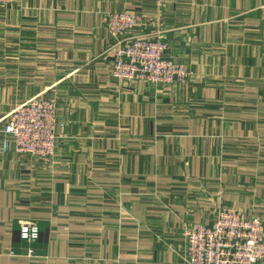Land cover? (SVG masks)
<instances>
[{
  "label": "crops",
  "instance_id": "crops-1",
  "mask_svg": "<svg viewBox=\"0 0 264 264\" xmlns=\"http://www.w3.org/2000/svg\"><path fill=\"white\" fill-rule=\"evenodd\" d=\"M124 11L184 83L111 75L106 15ZM36 95L57 102L47 159L3 149V118ZM220 208L264 221V0L0 7V264H186L184 228Z\"/></svg>",
  "mask_w": 264,
  "mask_h": 264
},
{
  "label": "built area",
  "instance_id": "built-area-1",
  "mask_svg": "<svg viewBox=\"0 0 264 264\" xmlns=\"http://www.w3.org/2000/svg\"><path fill=\"white\" fill-rule=\"evenodd\" d=\"M25 0H0L10 7ZM142 21L137 11L110 12L107 30L113 41L111 75L120 80L149 81L157 84L183 82L186 68L165 57L162 37H130ZM57 102L36 95L12 109L3 119V149H14L40 159L53 155L57 145ZM186 264H264V221L247 217L234 209H218L211 225L193 223L184 228ZM20 237L30 245L40 239L35 223H23ZM13 253V252H12ZM35 254L33 248L28 255Z\"/></svg>",
  "mask_w": 264,
  "mask_h": 264
},
{
  "label": "rangeland",
  "instance_id": "rangeland-1",
  "mask_svg": "<svg viewBox=\"0 0 264 264\" xmlns=\"http://www.w3.org/2000/svg\"><path fill=\"white\" fill-rule=\"evenodd\" d=\"M17 4H18V3H17ZM0 7H1V6H0ZM8 7H9V6H8ZM1 8H7V7H1ZM137 12H139V11H137ZM108 13H110V12H108ZM108 13H107V14H108ZM139 13L142 15L141 12H139ZM106 25H107V15H106ZM107 32H108V30H107ZM108 34H109V33H108ZM138 36H149V37H152V38H155V39H157V38H159V37H162L163 41H164V42L166 43V45H167V49H166V51H165V57L168 58V59H170V60H173V61H175V62H177V63L182 64V65L186 68L187 76H186L185 80H184L183 82H180V83H184V82L186 81V79H187L188 76H189V72H188L187 66H186L184 63H182V62L176 61V60L171 59V58H169V57L166 56V52H167V50L169 49V45H168V43H167V41L165 40V37H164L163 35H157V36H152V35H135V36H132V37H138ZM109 37H110V35H109ZM110 39H111V37H110ZM111 41H112V39H111ZM112 46H113V41H112L111 48H110L111 57H112ZM111 60H112V58H111ZM110 63H111V61H110ZM110 71H111V66H110ZM116 79H117V78H116ZM119 80H120V79H119ZM134 81H138V80H134ZM146 82H149V81H146ZM150 83H152V82H150ZM152 84H154V85H168V86H170V85H177V84H179V83H175V84H157V83H152ZM53 99H54V98H53Z\"/></svg>",
  "mask_w": 264,
  "mask_h": 264
}]
</instances>
